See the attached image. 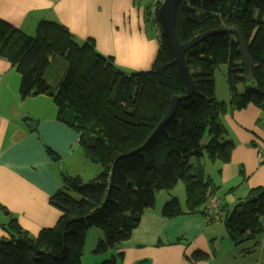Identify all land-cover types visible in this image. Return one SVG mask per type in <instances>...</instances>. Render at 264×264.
I'll use <instances>...</instances> for the list:
<instances>
[{
	"label": "trees",
	"instance_id": "obj_1",
	"mask_svg": "<svg viewBox=\"0 0 264 264\" xmlns=\"http://www.w3.org/2000/svg\"><path fill=\"white\" fill-rule=\"evenodd\" d=\"M218 29L241 35L253 63V80L247 81L236 36L207 38L186 54L193 96L178 104L172 120L146 145L172 99L187 94L159 20L160 47L151 70L127 75L113 58L99 53L94 40L80 45L60 23L44 20L31 37L0 19V58L21 75V98L51 97L58 120L80 135L86 159L102 167L88 183L78 176L63 177V188L51 199L61 212L54 228L32 236L12 219L5 228L9 239H0V264H82L93 228L103 234L95 254L115 250L131 239L144 214L156 209V193L173 192L180 182L185 207L169 194L160 215L208 217V201L219 188L207 177L206 163L229 164L236 147L226 138L222 117L250 105L264 110V0H190L180 5L177 34L182 44ZM221 66L228 67L229 103L216 99L215 74ZM52 70L56 86L50 84ZM206 137L209 142L203 145ZM240 175L247 181L243 171ZM252 197L256 200L251 202ZM263 218L264 188L258 187L243 206L227 214L225 230L240 246L263 233ZM207 258L198 251L191 260L196 264ZM121 259L122 253L100 264H118Z\"/></svg>",
	"mask_w": 264,
	"mask_h": 264
},
{
	"label": "crops",
	"instance_id": "obj_2",
	"mask_svg": "<svg viewBox=\"0 0 264 264\" xmlns=\"http://www.w3.org/2000/svg\"><path fill=\"white\" fill-rule=\"evenodd\" d=\"M157 2L0 0V19L29 36H35L38 24L44 20L60 23L69 29L78 44L94 40L101 55L113 58L116 66L130 75L150 71L158 55L159 30L147 21V11L150 17V10ZM64 67L63 63L57 67L58 79ZM56 78L52 70L51 85H57ZM21 84L17 69L0 58V239L6 240L9 235L5 228L12 219L32 236L57 225L61 212L51 204V199L63 188L64 176L87 180L102 173L101 166L84 156L80 135L58 120L54 100L48 96L23 100ZM226 93L222 102L229 103V87ZM228 116L233 129L241 135L243 149L238 152L236 143L229 164H213L216 176L207 174V166L211 164L206 163L207 177L219 188L216 196L222 199V208L227 206L219 220L209 221L201 214L164 218L160 211L171 196H160L164 194L159 192L156 209L147 211L131 239L115 250L96 255L103 234L91 229L82 264H100L121 253L124 259L118 264H194L191 259L198 251L208 258L196 264H264V231L255 241L237 246L228 237L223 221L240 202L246 201L251 190L264 188V162L258 157L264 151L258 144L264 141L261 135L252 133L264 126V110L250 105L224 119ZM30 124L36 127L31 129ZM223 125L228 138L224 122ZM241 171L247 178L245 182ZM178 199L185 207V197ZM262 225L264 228V218Z\"/></svg>",
	"mask_w": 264,
	"mask_h": 264
},
{
	"label": "water",
	"instance_id": "obj_3",
	"mask_svg": "<svg viewBox=\"0 0 264 264\" xmlns=\"http://www.w3.org/2000/svg\"><path fill=\"white\" fill-rule=\"evenodd\" d=\"M190 0H164L163 4L161 5L159 11H158V18L164 33V36L166 37L169 46L175 56V63L180 69L181 75L186 83L187 88V94L185 96L180 97H174L171 101L170 108L165 115V117L162 119V121L158 124V126L155 128V130L150 134V136L146 140V145L151 142V140L155 137V135L165 126L167 125L172 118L174 117L178 104L181 103L184 100H188L191 98L194 94V81L190 75L188 66L186 64V54L199 44H201L204 40H206L209 37H212L214 35L218 34H231L236 36L238 43L240 45V53L242 56V62L245 67L246 71V78L247 81L253 80V63L251 61L250 56L248 55V52L246 50V45L241 37V35L233 29H218L214 31L207 32L205 34L199 35L195 37L193 40L182 44L178 38L177 34V12L180 7V5L183 2H187ZM198 1H205V0H198ZM29 127L32 129L36 127V124H30ZM256 197L250 198L249 201H255ZM246 203V201L240 202L239 206H243Z\"/></svg>",
	"mask_w": 264,
	"mask_h": 264
},
{
	"label": "rangeland",
	"instance_id": "obj_4",
	"mask_svg": "<svg viewBox=\"0 0 264 264\" xmlns=\"http://www.w3.org/2000/svg\"><path fill=\"white\" fill-rule=\"evenodd\" d=\"M34 35H36V34H34ZM33 37H35V36H33ZM62 67H63V65H62ZM227 71H228V67L227 66H221V67H219L217 69L216 74H215V81H216V99H217L218 102H222L223 99L227 95V93H226V89L228 87L227 86L228 84L226 82V74H227ZM229 118H231V117L228 116L225 119H224V117H222V122H224V124H225V126H226V128L228 130V133H229V137L227 139H230V140L234 141L235 145H236V143L238 144V146H239L238 147V152H239V150L243 149V147H240L242 140H240L239 137L241 135L237 132V130L233 129V125L230 124L231 121H230ZM261 126L262 127H257V129H255L252 133L256 132L257 135H261L260 138L262 139V141H264V129H262V128H264V126L263 125H261ZM207 138L208 137L205 138V141H204L203 145H207V143L209 142ZM257 142H259V141H257ZM258 145L259 146L261 145L260 147H264V142H259ZM204 161L206 162L207 160L205 159ZM192 162L195 163L196 162L195 159H193ZM217 164L219 166V163H217ZM213 166H214L213 164H211V165L208 164V166H207V174L208 175L209 174L212 175V173H213V175L216 176L217 174L214 172ZM86 179L87 180H84V182L85 183H88L90 180H92L94 178H92V179L91 178H86ZM156 194H160V193H156ZM161 194H164V195H160V196H166L165 194H173L174 197L180 198L182 200L185 197L184 185H183L182 182H180L179 185H178V187L173 192L168 193L166 191H162ZM224 219H223V221H224ZM93 230H99V229L93 228Z\"/></svg>",
	"mask_w": 264,
	"mask_h": 264
},
{
	"label": "built area",
	"instance_id": "obj_5",
	"mask_svg": "<svg viewBox=\"0 0 264 264\" xmlns=\"http://www.w3.org/2000/svg\"><path fill=\"white\" fill-rule=\"evenodd\" d=\"M164 0H158L157 5L150 10V20L154 23L155 27L158 28V10ZM259 160L264 162V151L261 150L258 154ZM222 208V200L218 196H213L210 198L207 204L208 220L217 221L220 218Z\"/></svg>",
	"mask_w": 264,
	"mask_h": 264
},
{
	"label": "clouds",
	"instance_id": "obj_6",
	"mask_svg": "<svg viewBox=\"0 0 264 264\" xmlns=\"http://www.w3.org/2000/svg\"><path fill=\"white\" fill-rule=\"evenodd\" d=\"M162 4H163V3H162ZM162 4H161V5H162ZM160 7H161V6H160ZM159 9H160V8H159ZM158 11H159V10H158ZM158 19H159V18H158ZM159 22H160V21H159Z\"/></svg>",
	"mask_w": 264,
	"mask_h": 264
}]
</instances>
